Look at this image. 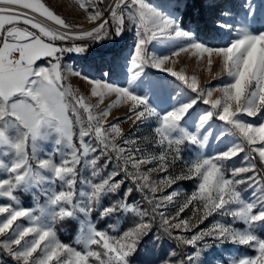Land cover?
<instances>
[{"label":"snow or ice","instance_id":"obj_1","mask_svg":"<svg viewBox=\"0 0 264 264\" xmlns=\"http://www.w3.org/2000/svg\"><path fill=\"white\" fill-rule=\"evenodd\" d=\"M71 2L79 24L46 0H0V264H264V6ZM182 54L225 79L202 84ZM180 181L194 187L178 202Z\"/></svg>","mask_w":264,"mask_h":264},{"label":"rangeland","instance_id":"obj_2","mask_svg":"<svg viewBox=\"0 0 264 264\" xmlns=\"http://www.w3.org/2000/svg\"><path fill=\"white\" fill-rule=\"evenodd\" d=\"M109 2V0H105V3L107 4ZM154 2H158V0H154ZM222 3L225 4H239L241 2V0H221ZM46 3H48L51 7L54 8L55 11H57L58 14H60L67 22L69 23H73V24H79L81 22L84 21V13L81 10H77L75 5L72 4L71 0H46ZM254 6L257 8V11H259L261 9L262 6H264V0H254ZM86 25V23L84 24V26ZM21 26L22 23H21ZM130 35V34H129ZM203 38V36L201 37ZM211 44L214 45H222L224 43V39H222L221 37H217L216 39L210 40L209 41ZM66 46L70 45V41L69 42H63ZM128 43H131V40L129 39ZM150 50L151 51H155L158 54H167L170 49L165 48V47H161L158 44H153L150 45ZM64 63L67 65H70L74 68H76L77 70H81L83 69V61L77 57L75 54H66L65 58H64ZM186 66V71L188 74H192L193 72H197V74L199 75V78L201 80V83H205L206 81L211 80L212 85H216L218 83H220L222 80L225 79L224 75L221 74L219 79H213V77L215 76V74L219 71V64L214 63L211 69V74H209L207 72L206 69H204L203 67H200L196 64L194 59H190L189 56L187 54H182L181 57L179 58V63L177 64V68L179 69L180 67H185ZM147 71L151 74H158L156 69H147ZM171 79V78H169ZM70 83L74 86V87H79L81 89L82 92H84L85 94H87L88 91V85L82 81L79 80V78L76 77H70ZM179 84V82H177ZM179 87H183V85H179ZM194 95V94H193ZM215 95H218L215 94ZM91 102H94L91 101ZM208 105H204L202 102L198 104L197 106V111L203 112L206 108H208ZM126 111V109H119V110H113V115H119L122 112ZM244 119L248 120L249 122H256V117H247L246 115L243 116ZM222 122L213 121V125L217 126L220 125ZM122 127L124 128L125 132H129V124L128 123H124L122 125ZM141 132L144 135H150V129L144 128L143 126H141ZM136 135H141V133H136ZM141 147H147L150 151L152 150V145H145L143 142H141ZM215 146L213 145L212 148H210L208 151L210 152H215ZM250 155H256V154H252L249 153ZM245 155V153H241L239 157L234 158L233 163L236 164L237 166H239L241 164L242 161V157ZM186 159L188 158L187 156L185 157ZM258 164L259 167V161H258V156L256 158V160L254 161ZM115 159H113V163L110 167H114L115 166ZM179 170V165L177 166V171ZM155 176V174H154ZM179 183V187L182 190V194L180 197H178V202L182 201L184 199V194L185 193H190V191L193 189L194 185L193 182L191 181H180ZM131 186V185H129ZM176 186L174 185L173 188H175ZM246 187V185H242L241 186ZM172 189H165V192L171 191ZM164 193H157V195H162ZM135 198L137 201H140V196L139 194L135 195ZM24 200L27 201L28 197H24ZM142 206L147 207L146 204H144L143 202ZM175 210V206L174 205H169L168 208V212L169 213H173ZM191 213L186 211L184 214H182L185 218H187V216H189ZM212 218H209L208 221H205V223L203 225H201L200 227H206L210 224ZM110 222H114L110 221ZM126 226V225H125ZM185 235H190L191 233H183ZM166 246V251L169 250L170 247H175L176 243L175 241H167L165 243ZM228 251L224 253V259L226 260H230L232 258V255L236 252V247L237 246H232V245H228ZM185 251H191L190 247H186L184 249ZM240 251L243 252L245 251V249H243V247L240 248Z\"/></svg>","mask_w":264,"mask_h":264},{"label":"trees","instance_id":"obj_3","mask_svg":"<svg viewBox=\"0 0 264 264\" xmlns=\"http://www.w3.org/2000/svg\"><path fill=\"white\" fill-rule=\"evenodd\" d=\"M96 214H93V219H95ZM74 224L70 223L66 226V230L60 232L61 239L68 240L70 237V234L73 232ZM166 251L165 244L162 246V249H157L156 256H162L164 252ZM5 259H9L7 257H4ZM156 257H152V259H155ZM9 264H12V262L9 260Z\"/></svg>","mask_w":264,"mask_h":264},{"label":"bare ground","instance_id":"obj_4","mask_svg":"<svg viewBox=\"0 0 264 264\" xmlns=\"http://www.w3.org/2000/svg\"><path fill=\"white\" fill-rule=\"evenodd\" d=\"M47 23H51V22H47ZM84 27H90V25L86 24Z\"/></svg>","mask_w":264,"mask_h":264},{"label":"water","instance_id":"obj_5","mask_svg":"<svg viewBox=\"0 0 264 264\" xmlns=\"http://www.w3.org/2000/svg\"><path fill=\"white\" fill-rule=\"evenodd\" d=\"M23 27V26H22Z\"/></svg>","mask_w":264,"mask_h":264}]
</instances>
